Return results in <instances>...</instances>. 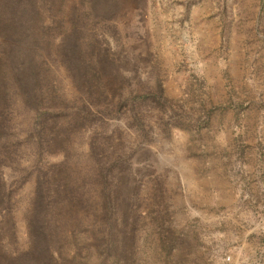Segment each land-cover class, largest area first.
I'll return each instance as SVG.
<instances>
[{
    "label": "rangeland",
    "instance_id": "obj_1",
    "mask_svg": "<svg viewBox=\"0 0 264 264\" xmlns=\"http://www.w3.org/2000/svg\"><path fill=\"white\" fill-rule=\"evenodd\" d=\"M116 14L95 25L112 66L91 64L87 82L52 66L69 140L36 162V111L16 118L4 176L17 184V245L48 170L54 217L96 250L108 204L124 198L113 170L127 163L129 217L115 215L138 264H264V0H124Z\"/></svg>",
    "mask_w": 264,
    "mask_h": 264
},
{
    "label": "trees",
    "instance_id": "obj_2",
    "mask_svg": "<svg viewBox=\"0 0 264 264\" xmlns=\"http://www.w3.org/2000/svg\"><path fill=\"white\" fill-rule=\"evenodd\" d=\"M123 4L124 0H0V264H138L133 228H120L115 215L119 211L124 223L129 217V208L123 205L131 197L134 176L127 163L113 170L117 191L124 198L115 209L108 204L96 250L87 238L54 217L51 184L57 175L47 176L48 170L37 174L25 212L26 246L19 247L13 213L17 184L4 176L5 167L17 160L21 138L15 128L21 108L36 111L38 126L27 135L28 139L36 135V162L46 149L69 140L66 125L54 119L64 108L55 105L62 94L52 66L58 62L85 82L91 64L112 66L109 41L95 25L97 20L114 18ZM87 105L90 102L83 110L91 116ZM94 144L96 151L103 149L100 141Z\"/></svg>",
    "mask_w": 264,
    "mask_h": 264
}]
</instances>
